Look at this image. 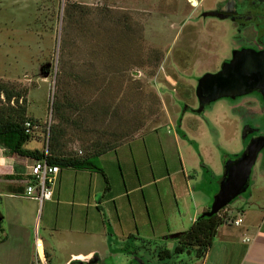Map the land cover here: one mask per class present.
Segmentation results:
<instances>
[{"label":"rangeland","instance_id":"rangeland-1","mask_svg":"<svg viewBox=\"0 0 264 264\" xmlns=\"http://www.w3.org/2000/svg\"><path fill=\"white\" fill-rule=\"evenodd\" d=\"M190 1L0 0V120L32 118L35 137L25 148L42 152L47 138L50 152V128L54 127L62 144L61 154L73 155L77 149L95 142H127L116 152L118 156L111 153L102 161L96 160L99 168L102 163L108 166L111 186L116 191L123 189L122 179L127 184L146 183L152 174L156 176L164 170L165 162L178 167V152L164 133L180 129L183 115L191 116V120H185L182 129L196 133L206 129L207 133H199V144L203 147L212 143L216 151L219 125L205 123V117L219 119L225 115L226 106L237 103L218 100L201 115L183 107L198 108L197 80L214 71L228 56L227 34L232 31L227 22L199 15L221 0H195V7ZM244 100L248 101L247 97ZM240 110L238 106L233 112L228 111V119L241 115ZM246 122L258 125L264 134L263 111ZM245 125L239 121L235 128L238 143ZM222 127L234 131L231 123ZM154 129L159 130L150 133ZM229 136L220 144L224 150ZM204 140H209V144H204ZM193 151L199 154L197 149ZM222 153L225 157L229 154ZM104 178H99L101 186ZM141 189L144 196H155L154 188ZM251 193L264 201V150L252 168L250 185L241 196L246 198ZM102 198L103 194L97 196ZM142 198L140 191L119 204L125 214H130L128 200L132 204L137 201L140 211ZM2 201L0 198L1 212ZM22 205L31 211L26 218L32 219L28 226L37 228L38 211L35 214L30 202ZM226 207L218 216L226 215ZM81 210L85 213L88 209ZM162 216L159 213V221L164 220ZM51 217L53 221L54 216ZM123 256L120 254L118 259ZM189 257H194V253L177 258L186 261ZM38 261L34 260V264Z\"/></svg>","mask_w":264,"mask_h":264},{"label":"crops","instance_id":"crops-1","mask_svg":"<svg viewBox=\"0 0 264 264\" xmlns=\"http://www.w3.org/2000/svg\"><path fill=\"white\" fill-rule=\"evenodd\" d=\"M234 107L226 106L225 115L219 119L203 116L205 123L219 125L217 160L218 155L209 140H204L208 146L199 144V138H202L199 133H207L206 129L199 133L183 130L184 121L191 120V116L183 115L180 129L164 133L178 152V167L173 168L165 162L164 170L156 176L152 174V179L144 184H127L122 179L120 191L111 186L108 166L104 163V186L99 184L101 175L96 172L61 168L52 188V200L45 201L41 208L36 201L24 197L31 160L8 157L0 148V198H3L0 215L4 222L0 224V264H34L37 258L38 264H264V201L252 193L246 198L240 195L226 207L228 218L226 215L221 217L224 224L217 228L210 247L201 258H197L195 251H190L194 257L186 261L173 258L160 263L157 257L159 248L172 249L174 246L172 240L165 238L188 230L210 209L223 174L225 155L222 156V152L232 156L240 155L244 150L247 135L242 137L243 130L241 143H238L235 128L239 121L243 122L246 112L228 119L227 112H233ZM227 122L234 126V131L222 127ZM227 134L230 136L224 150L220 144ZM126 143L101 155L100 161L111 153L118 156L116 152ZM194 148L198 155L194 154ZM67 184H70V190L66 189ZM131 184L135 185L126 187ZM149 187L155 189V196H144L141 188ZM140 191L142 210L138 211L137 201L132 204L128 200L131 212L125 214L119 202ZM99 194H103L102 199H97ZM23 202L32 203L35 214L38 211L37 228L28 226L32 219L26 218L31 211L22 205ZM81 208L88 210L83 213ZM159 213L164 220H158ZM51 216H54L53 221H50ZM238 217L243 222L235 225L233 221ZM120 254L124 256L118 259Z\"/></svg>","mask_w":264,"mask_h":264},{"label":"water","instance_id":"water-1","mask_svg":"<svg viewBox=\"0 0 264 264\" xmlns=\"http://www.w3.org/2000/svg\"><path fill=\"white\" fill-rule=\"evenodd\" d=\"M264 91V51L255 53L249 50L234 51L232 59L224 63L215 74L206 73L197 80L195 94L198 108L192 110L200 115L210 104L222 98H236L251 92ZM190 108H188L189 110ZM183 110H187L184 106ZM247 133L243 131L242 137ZM264 150V137H255L247 142L242 153L234 158L223 159V174L219 190L213 198L210 209L199 217H211L228 206L246 192L250 185V175L260 152ZM2 216L0 215V221ZM181 233L168 236L176 239Z\"/></svg>","mask_w":264,"mask_h":264},{"label":"trees","instance_id":"trees-1","mask_svg":"<svg viewBox=\"0 0 264 264\" xmlns=\"http://www.w3.org/2000/svg\"><path fill=\"white\" fill-rule=\"evenodd\" d=\"M6 99H10L7 96ZM54 106V105H53ZM58 108V105H56ZM32 118L16 117L1 118L0 120V148L8 157H19V159H34L40 160L43 158V152L38 149H26L25 145L32 140L34 135L35 123ZM29 122V128L25 124ZM53 133V135H52ZM58 136L55 133V127L50 128V152L47 160L50 164L57 165L61 168H72L75 170H87L96 172L104 176L102 168L97 165V159L110 151H114L118 146V141L113 142H95L91 146L80 149L82 152L78 154H61L62 144L58 142ZM45 141V140H44ZM79 151V150H78ZM238 155H227L226 158L234 159ZM105 177V176H104ZM1 224V221H0ZM224 224V219L218 214L211 217H198L196 221L189 227L188 230L182 232L176 239H170L174 242L172 249L159 248L157 257L161 262L169 261L173 258L190 251H195L197 258H201L207 249L210 247L214 234L221 225ZM166 239V238H165Z\"/></svg>","mask_w":264,"mask_h":264},{"label":"flooded vegetation","instance_id":"flooded-vegetation-1","mask_svg":"<svg viewBox=\"0 0 264 264\" xmlns=\"http://www.w3.org/2000/svg\"><path fill=\"white\" fill-rule=\"evenodd\" d=\"M190 3L192 2L190 1ZM197 5L196 2V5H193V7ZM211 7L209 8L210 10L200 11V17L227 22L230 27L229 31H232V33L227 34L230 40L225 39L226 41L229 40V46L227 45L226 47V54L228 53V56L222 58L218 67L208 73L215 74L220 71L222 65L232 59L234 51L249 50L255 53L264 51V0H221ZM210 12L216 15H205ZM246 97L248 101H243ZM226 100L231 103H237L233 105L235 106L234 109L239 106L242 109L240 112H246L242 121L247 124L244 126V130L247 132V139L252 136L253 138L264 137V134L261 135L259 132L258 125L257 127L252 126L250 122H246L253 119L259 112H264V91L263 94L254 91L233 99L226 98ZM189 111L191 112L192 110L189 109Z\"/></svg>","mask_w":264,"mask_h":264},{"label":"built area","instance_id":"built-area-1","mask_svg":"<svg viewBox=\"0 0 264 264\" xmlns=\"http://www.w3.org/2000/svg\"><path fill=\"white\" fill-rule=\"evenodd\" d=\"M30 123L27 122L25 126L30 127ZM49 139L45 140L47 145H45L43 151V158L40 160H31V165L29 166V180L27 181L24 197L34 200L38 203L39 207L43 205L45 201L52 200L53 197V186L57 181L60 168L57 165L50 164L47 160L49 156ZM82 152L79 150L78 154ZM243 220L241 217L236 218L233 223L235 225L242 224ZM36 246H38V239L36 240ZM37 260H39L37 258ZM40 261V260H39ZM38 261V263H39Z\"/></svg>","mask_w":264,"mask_h":264},{"label":"bare ground","instance_id":"bare-ground-1","mask_svg":"<svg viewBox=\"0 0 264 264\" xmlns=\"http://www.w3.org/2000/svg\"><path fill=\"white\" fill-rule=\"evenodd\" d=\"M192 5H196V1L195 0H191Z\"/></svg>","mask_w":264,"mask_h":264}]
</instances>
